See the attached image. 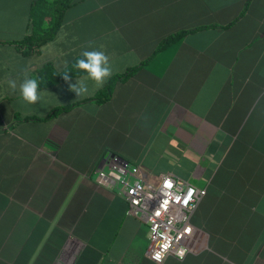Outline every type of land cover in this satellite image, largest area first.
I'll return each mask as SVG.
<instances>
[{"label": "crops", "instance_id": "0c3cea01", "mask_svg": "<svg viewBox=\"0 0 264 264\" xmlns=\"http://www.w3.org/2000/svg\"><path fill=\"white\" fill-rule=\"evenodd\" d=\"M33 2L0 0V264H159L147 223L95 180L107 151L150 182L171 173L207 190L192 215L203 247L161 264H264V0H76L28 53ZM181 31L104 102L79 103L109 80L87 73L39 88L35 104L20 95L48 62L102 50L113 76Z\"/></svg>", "mask_w": 264, "mask_h": 264}, {"label": "built area", "instance_id": "2783aa9c", "mask_svg": "<svg viewBox=\"0 0 264 264\" xmlns=\"http://www.w3.org/2000/svg\"><path fill=\"white\" fill-rule=\"evenodd\" d=\"M94 175L99 185L114 189L127 200V214L147 223V253L156 263H163L169 255L184 259L203 247L192 215L207 193L204 187L171 173L161 174L158 181L150 182L139 165L111 151L101 157ZM179 253H183L182 258ZM157 255L161 257L159 260Z\"/></svg>", "mask_w": 264, "mask_h": 264}, {"label": "trees", "instance_id": "16d2710c", "mask_svg": "<svg viewBox=\"0 0 264 264\" xmlns=\"http://www.w3.org/2000/svg\"><path fill=\"white\" fill-rule=\"evenodd\" d=\"M75 1L76 0H34L31 12L30 31L22 40L18 41L19 47L29 53L34 50H39L45 43L54 39L63 23L66 9ZM46 18H49L48 24L46 23ZM187 32L188 31H181L165 37L159 43L155 52L148 59L143 61V63L131 67L124 73L111 76L106 85L93 97L79 103L87 101H96L100 103L108 100L113 95L115 86L119 81L131 77L143 64L148 63L158 52L177 41ZM80 56L81 55H78L74 58L73 61L62 70H57L52 62L46 63L36 74L39 88L48 87L64 81L63 74L65 72L70 73V79L84 74L85 72L74 67L76 60L80 58ZM64 108L68 107L58 108L55 112Z\"/></svg>", "mask_w": 264, "mask_h": 264}, {"label": "clouds", "instance_id": "9594fccd", "mask_svg": "<svg viewBox=\"0 0 264 264\" xmlns=\"http://www.w3.org/2000/svg\"><path fill=\"white\" fill-rule=\"evenodd\" d=\"M74 67L87 73L85 80H91L94 82L97 88L102 87L106 80L112 75V67L110 64V57L102 50H85L81 53L74 64ZM70 73L65 72L63 77L66 81L70 80ZM85 80H77L76 84H70L71 91L75 92L78 97L87 95L89 88ZM8 84L13 90L17 89V83L15 80H9ZM39 84L35 78H29L25 73V78L19 84V92L22 99L30 104H35L41 99V95L38 93ZM183 256V253H179ZM161 257L157 255L156 259Z\"/></svg>", "mask_w": 264, "mask_h": 264}]
</instances>
